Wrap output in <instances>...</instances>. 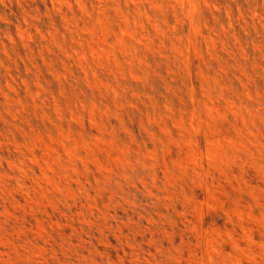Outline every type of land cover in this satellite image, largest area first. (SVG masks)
Returning <instances> with one entry per match:
<instances>
[{
    "label": "rangeland",
    "instance_id": "1",
    "mask_svg": "<svg viewBox=\"0 0 264 264\" xmlns=\"http://www.w3.org/2000/svg\"><path fill=\"white\" fill-rule=\"evenodd\" d=\"M0 264H264V0H0Z\"/></svg>",
    "mask_w": 264,
    "mask_h": 264
},
{
    "label": "bare ground",
    "instance_id": "2",
    "mask_svg": "<svg viewBox=\"0 0 264 264\" xmlns=\"http://www.w3.org/2000/svg\"><path fill=\"white\" fill-rule=\"evenodd\" d=\"M64 3V2H63ZM79 3V2H78ZM134 4V3H133ZM60 5V4H59ZM79 6H80V4H79ZM83 7V6H82ZM82 7H80V8H82ZM194 10V9H193ZM98 12V11H97ZM88 14V13H87ZM104 15V14H103ZM211 41V40H210ZM214 42V41H213Z\"/></svg>",
    "mask_w": 264,
    "mask_h": 264
}]
</instances>
